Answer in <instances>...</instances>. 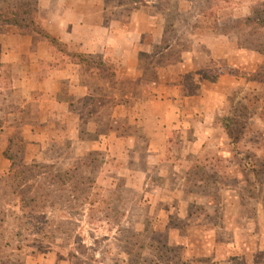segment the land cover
I'll list each match as a JSON object with an SVG mask.
<instances>
[{
  "label": "rangeland",
  "instance_id": "rangeland-1",
  "mask_svg": "<svg viewBox=\"0 0 264 264\" xmlns=\"http://www.w3.org/2000/svg\"><path fill=\"white\" fill-rule=\"evenodd\" d=\"M36 3L87 63L0 22V264H264V0Z\"/></svg>",
  "mask_w": 264,
  "mask_h": 264
},
{
  "label": "trees",
  "instance_id": "trees-1",
  "mask_svg": "<svg viewBox=\"0 0 264 264\" xmlns=\"http://www.w3.org/2000/svg\"><path fill=\"white\" fill-rule=\"evenodd\" d=\"M36 0H17L11 4L4 5L0 7V22L5 24H10L16 26L20 31L34 32L38 34L39 40H44L48 42L49 45L55 47L58 51L63 52L65 55L69 56L71 60L80 65L86 64L87 60L85 59L87 56L84 53H79L75 51L66 50L65 44L58 40L56 37L51 36L50 34L44 31H38L35 27L33 14L36 10ZM256 11V10H252ZM254 12L244 17L242 21L244 23L254 22L255 24L259 23V19L253 17ZM63 48V49H62ZM17 189L20 192V196L22 197V201L24 200L21 190L19 187ZM16 189V190H17ZM30 201H36V197L29 198ZM27 200V201H28Z\"/></svg>",
  "mask_w": 264,
  "mask_h": 264
},
{
  "label": "crops",
  "instance_id": "crops-1",
  "mask_svg": "<svg viewBox=\"0 0 264 264\" xmlns=\"http://www.w3.org/2000/svg\"><path fill=\"white\" fill-rule=\"evenodd\" d=\"M36 44L38 45L39 48H41L44 45L47 46L48 43H45L43 41H38ZM104 45L87 46V48H85V50H82V51L83 52H87V53L98 52V51L102 50ZM96 46H100V47H96ZM125 46H126V48H128V50H131V46H133V43L125 42ZM134 48H136V45H134ZM3 58L0 59V63H2V62H10V60H12L14 57H13L12 53L11 54L9 53V54H7L5 56V59H3ZM124 60L126 61V59H124ZM69 64L71 66H78V67L80 66V64L72 62V61H70ZM68 68H69V66H68ZM46 75H49L50 77H54L56 79V81H58L61 85H64V86L66 85V86L72 87V90L73 89L76 90L77 93H78V91H80V94L82 92H83L82 94H85V92L88 93V90L90 92H92V93L94 92V87H93L94 80L93 79H95V78H92L91 84H90V81H88L87 83H82L81 80L78 79V75L76 73H73V71H67L64 68H54L53 70H48L46 72ZM45 81L47 82V77H46V79L44 80L43 83H45ZM106 84H107V82H106L105 78L99 77L97 79V86H104ZM60 94H62L61 95L62 97H60L59 99L62 102H63V100H67V95L64 92L63 93L61 92ZM64 104H68V103H64Z\"/></svg>",
  "mask_w": 264,
  "mask_h": 264
}]
</instances>
